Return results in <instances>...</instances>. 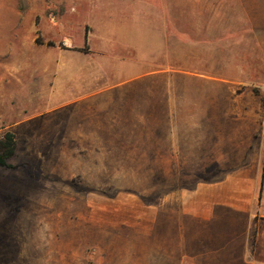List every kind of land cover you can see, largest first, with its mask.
<instances>
[{
  "label": "rangeland",
  "instance_id": "obj_1",
  "mask_svg": "<svg viewBox=\"0 0 264 264\" xmlns=\"http://www.w3.org/2000/svg\"><path fill=\"white\" fill-rule=\"evenodd\" d=\"M7 132L0 264L119 263L121 204L264 166V0H0Z\"/></svg>",
  "mask_w": 264,
  "mask_h": 264
},
{
  "label": "crops",
  "instance_id": "obj_2",
  "mask_svg": "<svg viewBox=\"0 0 264 264\" xmlns=\"http://www.w3.org/2000/svg\"><path fill=\"white\" fill-rule=\"evenodd\" d=\"M262 178L251 163L159 203L121 204L113 225L127 236L106 249L121 254L111 264H264Z\"/></svg>",
  "mask_w": 264,
  "mask_h": 264
},
{
  "label": "trees",
  "instance_id": "obj_3",
  "mask_svg": "<svg viewBox=\"0 0 264 264\" xmlns=\"http://www.w3.org/2000/svg\"><path fill=\"white\" fill-rule=\"evenodd\" d=\"M17 144H16V135L12 132H7L4 137L0 139V167L12 168V165L9 163L16 155ZM264 194V166H263V178H262V187L260 192V200L262 202ZM157 202L154 203H159ZM151 203V204H154Z\"/></svg>",
  "mask_w": 264,
  "mask_h": 264
},
{
  "label": "built area",
  "instance_id": "obj_4",
  "mask_svg": "<svg viewBox=\"0 0 264 264\" xmlns=\"http://www.w3.org/2000/svg\"><path fill=\"white\" fill-rule=\"evenodd\" d=\"M260 215H261L262 217H264V205H263L262 208H261Z\"/></svg>",
  "mask_w": 264,
  "mask_h": 264
}]
</instances>
